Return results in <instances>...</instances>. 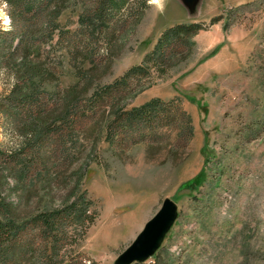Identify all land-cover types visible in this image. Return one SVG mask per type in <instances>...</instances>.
I'll return each instance as SVG.
<instances>
[{"label":"rangeland","instance_id":"1","mask_svg":"<svg viewBox=\"0 0 264 264\" xmlns=\"http://www.w3.org/2000/svg\"><path fill=\"white\" fill-rule=\"evenodd\" d=\"M149 2L138 22L90 44L92 57H76L72 44L53 46L60 73L49 87L67 88L80 81V67H95L89 96L141 63L167 26L198 21L190 56L166 74L152 68L143 88L121 103L129 109L157 97L189 118L158 124L155 137L113 129V141L108 123L117 112L78 117L66 178L57 177L48 194L38 181L30 207L39 197L52 208L85 193L93 219L69 218L58 237L36 236L24 264H115L166 196L178 203L158 248L170 264H264V0H200L194 8ZM65 19L70 30L78 26L70 8ZM0 24L10 25L4 0ZM180 124L191 132L178 136ZM82 163L84 172L75 174Z\"/></svg>","mask_w":264,"mask_h":264},{"label":"trees","instance_id":"2","mask_svg":"<svg viewBox=\"0 0 264 264\" xmlns=\"http://www.w3.org/2000/svg\"><path fill=\"white\" fill-rule=\"evenodd\" d=\"M4 1L10 25L0 24V127L2 124L5 128L4 135L0 132V264H24L25 254L35 249L36 236L58 237L55 231H64L69 218L93 219L84 206L85 193L71 201L68 195L60 206L52 208H46L52 202L39 197L37 206L30 207L38 196V181L43 182L48 194L57 177L67 174L64 164L68 166L73 158L68 142H73L85 119L100 108L102 116L117 112L108 123L110 138L115 141L113 129L155 137L158 124L188 117L178 106L172 109L157 97L129 109H121V103L143 88L152 68L166 74L188 58L202 24L189 21L167 26L141 63L86 96L95 67L85 71L80 67V81L67 88L49 87L60 73L61 58L55 55L53 46L72 44L76 57H92L90 44L102 34L111 39L122 26L138 22L150 6L149 0ZM69 8L78 14V26L73 30L66 27L68 19L63 20ZM179 127L180 137L191 132L188 125ZM83 165L73 172L83 173ZM14 189L16 199L11 195ZM152 256L153 261L133 264H170L158 250Z\"/></svg>","mask_w":264,"mask_h":264},{"label":"water","instance_id":"3","mask_svg":"<svg viewBox=\"0 0 264 264\" xmlns=\"http://www.w3.org/2000/svg\"><path fill=\"white\" fill-rule=\"evenodd\" d=\"M194 8L200 0H183ZM178 216V203L166 196L159 209L145 222L135 238L117 255L115 264H132L151 257L162 244Z\"/></svg>","mask_w":264,"mask_h":264},{"label":"snow or ice","instance_id":"4","mask_svg":"<svg viewBox=\"0 0 264 264\" xmlns=\"http://www.w3.org/2000/svg\"><path fill=\"white\" fill-rule=\"evenodd\" d=\"M153 2H157V0H153Z\"/></svg>","mask_w":264,"mask_h":264}]
</instances>
